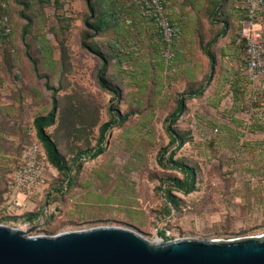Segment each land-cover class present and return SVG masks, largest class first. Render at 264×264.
Returning <instances> with one entry per match:
<instances>
[{
	"label": "rangeland",
	"instance_id": "1",
	"mask_svg": "<svg viewBox=\"0 0 264 264\" xmlns=\"http://www.w3.org/2000/svg\"><path fill=\"white\" fill-rule=\"evenodd\" d=\"M61 1L57 9L30 0L26 14L33 23L25 35L27 22L13 1L11 36L0 39V225L29 237L120 227L152 242L159 231L203 241L264 235V97L245 126L246 64L244 46L236 42L243 18L234 0H161L174 29L169 60L150 0H109L106 9L120 10L123 19L91 44L109 58L107 77L120 99L101 88L102 63L82 47L84 0ZM225 29L230 41L223 43ZM47 83L59 90L56 123L47 132L71 170L53 167L40 143L46 187L24 200L14 193L11 176L37 138L35 118L52 108ZM202 87L205 92L189 99L172 125L186 141L177 148L168 117L180 96ZM112 107L128 118L103 135ZM102 139L101 155L78 157ZM170 157L194 170L191 193L172 183L184 173ZM167 190L176 196V208ZM12 196L25 206L9 214ZM29 219L32 227L23 229Z\"/></svg>",
	"mask_w": 264,
	"mask_h": 264
},
{
	"label": "water",
	"instance_id": "2",
	"mask_svg": "<svg viewBox=\"0 0 264 264\" xmlns=\"http://www.w3.org/2000/svg\"><path fill=\"white\" fill-rule=\"evenodd\" d=\"M149 241L120 227L29 237L0 225V264H264V235Z\"/></svg>",
	"mask_w": 264,
	"mask_h": 264
},
{
	"label": "trees",
	"instance_id": "3",
	"mask_svg": "<svg viewBox=\"0 0 264 264\" xmlns=\"http://www.w3.org/2000/svg\"><path fill=\"white\" fill-rule=\"evenodd\" d=\"M13 1L16 7L18 6V15L27 22L25 29L23 31L24 35L27 34L28 29L32 26L33 23L31 17L26 14V10L31 8L30 0H0L1 41H5L8 37L11 36L12 33L11 21H12V16H14V13L16 11L15 5H13L12 3ZM36 1L41 4H45V3L53 4L57 9L63 7V2L61 0H35V3ZM237 1L238 0H234V2ZM84 2L86 4L87 17L84 19L86 31L84 33L85 35L82 40V47L87 49L91 54L97 56L102 63L101 68L99 69L97 74L98 83L101 86V88L112 94L113 99H120L121 91L117 86H114L107 77V72L109 68V58L99 48L93 46V44H91L92 43L91 41L93 40L94 37L103 34L106 30H111L114 29L115 26H119V23L123 19V14L120 10L117 11L113 9L112 10L106 9V7L110 4L109 0H84ZM240 12L242 14L241 17L244 18L243 11L240 10ZM152 17L155 18L156 16L152 15ZM226 32H227L226 29L223 30V34H226ZM238 38L239 35L237 37V40ZM210 60L212 62L211 63V72H212L214 71V64H213L214 59L212 56ZM211 81H212V76L210 75L208 77L207 83L210 84ZM47 88L52 91V108L47 115L38 116L35 118L34 127L36 130L37 138L45 150L49 163L53 167H55L60 173H66L64 171L67 170V172H69L71 170V167L65 162L64 157L61 155L57 141L54 138H52V136L47 132V129L52 127L56 123V118L59 112V99H58L59 90L49 86L48 83H47ZM244 91L246 95L245 97V101H246L247 91L246 89ZM204 92H205V87H202L199 91L193 92V94H190L188 96L185 95L180 96L177 100L176 109L168 117L169 125L167 126V131L171 137V140L173 142L178 143L177 148L182 147L186 143V141L179 137L178 132L176 131V129L172 127V125L177 123L178 120L184 114L186 110L187 101L189 99H194L202 95ZM257 106L258 104L255 103L254 107ZM114 111L115 108L112 107L110 109V115H111L110 121L102 126L103 135L106 133V131L109 128H111L112 126L118 123L125 122L128 118L127 115H123V116H121L120 114L117 115L114 113ZM104 151H105V147H103V139H102L100 144L96 148H94V150L88 149L85 151H79L78 157L82 158L84 156L85 157L88 156L90 158H96L99 155H101ZM170 161L172 162V164L177 166L184 173L183 179L174 178L172 183L178 189L184 190L186 194H189L192 191H194L195 188L194 170L183 162L173 161L172 157H170ZM167 199L169 202L173 204L175 208L178 206V203L176 201V196L172 194L171 190H167ZM29 221L33 224L31 219H29ZM159 236L165 240H170L169 238L166 237L165 232L159 231Z\"/></svg>",
	"mask_w": 264,
	"mask_h": 264
},
{
	"label": "built area",
	"instance_id": "4",
	"mask_svg": "<svg viewBox=\"0 0 264 264\" xmlns=\"http://www.w3.org/2000/svg\"><path fill=\"white\" fill-rule=\"evenodd\" d=\"M152 12L157 17L159 26L166 44L165 57L172 58L171 47L174 42V29L170 18L165 15L161 0H150ZM237 7L243 11L244 18L240 21L238 31V45L244 46V61L246 68L243 72L244 86L247 91L245 102V126L250 125L252 110L255 103L264 97V0H238ZM36 137V133H34ZM22 165L16 169L12 178V188L18 197L32 200L40 195L46 187L47 159L41 150L37 138L28 146L22 155ZM12 196L8 199L7 211L9 214L17 213L25 206L23 201ZM32 227L30 221L23 223V229ZM166 237L172 240V233L166 232Z\"/></svg>",
	"mask_w": 264,
	"mask_h": 264
},
{
	"label": "crops",
	"instance_id": "5",
	"mask_svg": "<svg viewBox=\"0 0 264 264\" xmlns=\"http://www.w3.org/2000/svg\"><path fill=\"white\" fill-rule=\"evenodd\" d=\"M235 6H236V8H238V7H237V2H235ZM238 9H239V8H238ZM227 34H228V35H227ZM237 34H238V33H237ZM229 35H230V33H226V34L224 35L225 37H224V39H223V43H224L225 40H227L226 42H229V41H230V36H229ZM231 36H232V35H231ZM237 45H238V44H237ZM231 48H232V47H231ZM21 196H22V195H21ZM22 197H23V196H22ZM23 199H24V197H23Z\"/></svg>",
	"mask_w": 264,
	"mask_h": 264
}]
</instances>
